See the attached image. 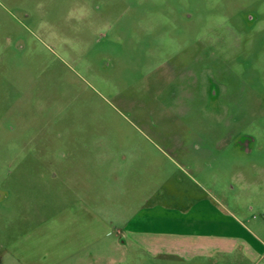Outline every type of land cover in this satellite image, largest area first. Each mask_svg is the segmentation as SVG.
Masks as SVG:
<instances>
[{
    "label": "rangeland",
    "instance_id": "rangeland-1",
    "mask_svg": "<svg viewBox=\"0 0 264 264\" xmlns=\"http://www.w3.org/2000/svg\"><path fill=\"white\" fill-rule=\"evenodd\" d=\"M183 190L262 258L122 239ZM58 260L264 264V0H0V264Z\"/></svg>",
    "mask_w": 264,
    "mask_h": 264
},
{
    "label": "crops",
    "instance_id": "crops-1",
    "mask_svg": "<svg viewBox=\"0 0 264 264\" xmlns=\"http://www.w3.org/2000/svg\"><path fill=\"white\" fill-rule=\"evenodd\" d=\"M180 192L183 193L168 194L163 192V197L160 199L161 201L156 200L152 203L149 201H153V198L149 196V201L139 205L136 215L126 223L127 232L122 235V239L128 237L133 242L150 248L154 252H171L178 256L189 257L190 259L201 256H203V258H215L219 254H228L240 248L249 258H254L255 260L262 258L263 255L258 256L245 239L233 233H218L213 231V228L208 229L210 225L207 226L205 220L200 223V226H203V230L190 229L191 226L194 227V225L196 226V224H199L198 221L192 220L189 215L191 211L195 207L203 208V214L205 211H208L210 203L207 199L208 194L203 191L205 194H203L202 198L191 202L190 200H186L188 199L186 196L190 197V191L183 190ZM84 205L82 206L83 209L86 207ZM157 208H162L166 212L178 211V213L183 214V216H168L160 223L163 227H156L159 221L154 218L152 214L143 213L151 212ZM87 209L89 212V208ZM168 215H171V213H168ZM138 223H141L144 227L138 226ZM149 223L151 225H148ZM89 228L88 226V229ZM93 238L92 236V240L88 242V245L89 243L95 242L96 239L94 240ZM29 240H31V238L28 239V241ZM58 262H60V260L55 261L54 264Z\"/></svg>",
    "mask_w": 264,
    "mask_h": 264
}]
</instances>
